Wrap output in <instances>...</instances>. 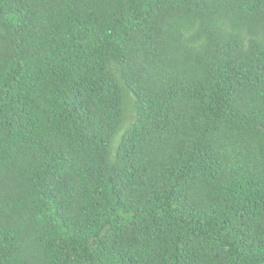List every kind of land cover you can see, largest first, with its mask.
Here are the masks:
<instances>
[{
    "label": "trees",
    "instance_id": "trees-1",
    "mask_svg": "<svg viewBox=\"0 0 264 264\" xmlns=\"http://www.w3.org/2000/svg\"><path fill=\"white\" fill-rule=\"evenodd\" d=\"M0 264H264V0H0Z\"/></svg>",
    "mask_w": 264,
    "mask_h": 264
}]
</instances>
